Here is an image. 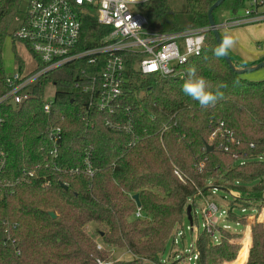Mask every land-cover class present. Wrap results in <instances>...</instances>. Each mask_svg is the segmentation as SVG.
<instances>
[{"label": "trees", "instance_id": "trees-1", "mask_svg": "<svg viewBox=\"0 0 264 264\" xmlns=\"http://www.w3.org/2000/svg\"><path fill=\"white\" fill-rule=\"evenodd\" d=\"M21 1L0 0V98L7 92L1 47L7 36L16 41L11 29ZM216 1L184 0L183 9L174 10L167 0H148L140 12L150 30L174 32L207 27V12ZM228 1L213 11L216 24L215 13ZM231 2L233 14L243 8L244 0ZM109 31L94 17L83 16L77 50L98 46ZM205 41L202 54L182 67L181 79L143 77L129 60L127 91L114 114L87 113L88 95L74 90L81 70H95L84 60L43 75L34 90L36 97L20 109L0 103V264H97L96 259L109 264H161L160 254L186 217L188 199L198 191L207 196L210 187L238 191L242 201L235 203L260 212L264 162L253 157L264 155V80L248 81L223 56L216 57L213 49L218 45L211 31ZM193 68L196 76L209 82V90L223 94L215 106L201 107L183 93ZM49 83L57 90L45 114L43 95ZM56 128L60 133L53 157L49 134ZM221 130L231 131L239 141L230 144L227 153L219 147L225 138L211 137ZM86 161L92 176L84 172ZM134 195L143 214L140 219L134 218ZM48 212H54L56 219ZM191 216L193 223L192 212ZM227 216L236 219L230 211ZM245 219L238 221L246 224ZM263 220L264 209L248 219L256 222L251 248L249 227L243 236L217 228L216 241L202 230L195 241L197 264H234L245 245L242 264L246 259V264H264ZM88 224L96 227L104 245L126 249L131 259L108 261L87 233ZM238 237L242 247L230 261L238 249L230 240Z\"/></svg>", "mask_w": 264, "mask_h": 264}, {"label": "built area", "instance_id": "built-area-1", "mask_svg": "<svg viewBox=\"0 0 264 264\" xmlns=\"http://www.w3.org/2000/svg\"><path fill=\"white\" fill-rule=\"evenodd\" d=\"M24 1L26 5L24 17L20 21L14 18L15 22H19V26L13 29L12 37L24 45L31 56L30 62L26 65L25 61L18 58L19 65L12 74L6 77L7 92L0 98V103L5 102L16 110L36 97L34 90L43 75L77 60H84L95 70L89 73L81 70L79 76L76 77L74 90L88 95L87 113L96 111L114 114L122 107L121 99L127 91L129 60L132 69L140 72L143 77L181 79L184 77L182 67L202 54L206 43L205 35L210 31L209 26L186 28L174 32L152 31L149 29L147 18L140 12V6L148 0ZM85 15L94 17L99 25L110 31L102 38L98 46L77 50L81 35V18ZM261 22H264V0H247L241 16L223 21L217 27L220 32L223 29L230 30ZM33 64L34 68H32ZM52 103L53 101L43 102L42 110L45 114L50 112ZM125 111L128 112V109ZM82 120L86 125H90L87 117H82ZM219 127H222V123H219ZM126 128L131 130V126ZM59 133L60 129L56 128L49 134V139L54 145L50 153L53 157L57 156L56 145ZM216 135L225 138V142L219 146L225 153L229 151L230 144L239 145V141L229 130H221L220 133L213 131L211 137ZM232 157L238 159L235 153ZM253 158L264 162V155ZM239 163L244 164L245 160L240 159ZM202 167L203 163H200L198 170L201 171ZM84 172L89 176L93 174L88 161H86ZM174 174L180 177L176 170ZM28 175L31 177L33 173L30 172ZM209 191L210 193L205 197L198 191L196 195L188 199L187 206L191 207L192 215H195L194 210L198 205L204 208L203 230L216 241L217 237L213 235L214 225L211 219L217 213L220 217L226 216L228 210L222 209V206L214 200L215 193L220 189L210 187ZM226 191L233 197V200H240L238 193H232L233 190L229 189ZM250 209L256 212L254 206ZM245 212L246 208L241 206V213ZM258 214L256 212L254 215L258 216ZM134 218H143L139 207L135 211ZM248 219L249 217L246 216V224ZM247 227L245 226V229ZM180 228L176 229L174 236L183 237ZM173 244H177V238L173 239ZM96 248L101 250L102 246L97 244ZM198 258L199 254L194 242L192 248L182 259L188 264H197ZM96 263L109 264L99 259H96Z\"/></svg>", "mask_w": 264, "mask_h": 264}, {"label": "rangeland", "instance_id": "rangeland-1", "mask_svg": "<svg viewBox=\"0 0 264 264\" xmlns=\"http://www.w3.org/2000/svg\"><path fill=\"white\" fill-rule=\"evenodd\" d=\"M231 1L232 0H229L223 7H221L215 13V19L216 20H219V17L221 15H223V17L224 16L226 17L232 13V11L229 10L231 3H232ZM167 2L169 4V6L174 10H182L184 7V0H167ZM229 2H231V3H229ZM246 4H247V0H244L243 8L240 7L237 11L238 15H240L242 13ZM25 9H26L25 1L22 0L20 3L19 12L15 16V18H17L19 21L22 20L24 17ZM18 26H19V22L13 21L11 31L13 29H16ZM260 29H259V31H261ZM225 31H227V30L223 29L222 32H225ZM260 33L263 34L264 29ZM259 49L264 50V37H261V39L259 40ZM30 57H31L30 54L26 51V49L24 48V45L21 42H18V41L12 42V40L9 36H7L4 39V41L2 43V47H1V61H2L4 72L7 76L12 74L15 71V69L17 68V66L19 65V61H18L19 59L18 58H21L22 61H25L26 65H27V63L30 62ZM262 62H264V61H262ZM32 68H34V64L32 65ZM28 69H30V68H28ZM248 76L256 78V79H258V81L264 80V67L260 69L259 75H248ZM56 90H57V87L54 86L53 84L49 83L48 85H46L45 90H44V95H43L44 102H46V103L52 102L54 99V94H55ZM233 192L238 193L239 197L241 199L240 192L235 191V190H233L232 193ZM223 197H225L224 200H223ZM258 197L264 198V192H262L260 194V196L258 194ZM214 200L216 201L217 204L219 203L218 205L222 206V209L228 210L236 216V219L234 220V219L228 217L227 215L226 216L224 215L222 217H220L218 215V213L216 215H214L213 218L211 219V223L214 225V229H213L214 237L218 238L217 228H222V229H225V230L230 231V232L242 233L241 234L242 236H243V233L248 232L249 229L251 232V228L256 222L243 224V223L239 222L238 219H240L241 217L245 218L246 216H248V217L254 216V214L256 213L255 211H252L250 208H246V212L241 213V206L235 204L233 197L231 195H229V193L227 191H221V190L217 191L215 193ZM240 201H242V199ZM263 206H264V204H263ZM263 209H264V207L261 208L260 211H262ZM203 211H204V208H202L201 205H198L195 208V210H194L195 215H193L192 227L190 226L189 222L187 221V219L185 217V219L181 225V228H180V232L183 233V237L173 235L169 239V241L167 242V244L165 246L163 253L160 254V256H159L161 264H169V263H174V262H181L179 264H188L186 261L183 262L184 259H182V257H185L186 253H188L190 248H192V245L195 242L194 239H195L196 235L198 233H201L203 230V226L205 225V220L203 218ZM245 226H248L249 229H248V227L245 229ZM191 228H192V230H191ZM85 229H86L87 233L95 240V242L102 246V249L98 250V251H104V253L107 254L108 261L112 262V261H117V260H128L129 259L128 258L129 257L128 252L126 249H121L119 247L118 248L117 247H109V246L104 245L100 239V236L96 232V227L94 225L88 224V225H86ZM241 237L230 240L231 243H235L238 246V249L235 248L236 253H235L234 257L232 258V260L239 253L240 243L238 242V239L239 238L241 239ZM174 238H177V244L176 245L173 244ZM251 238L252 239H251L250 248L252 246V240H253L252 232H251ZM246 247H247V245H245L243 247V249L241 250L240 254H238L237 261L234 264H242L243 263V261H244L243 257L245 255V253L247 252ZM250 248H249V250H250ZM248 253H249V251H248ZM226 262H229V261H226ZM226 262H223L222 264H224ZM174 264H177V263H174Z\"/></svg>", "mask_w": 264, "mask_h": 264}, {"label": "crops", "instance_id": "crops-1", "mask_svg": "<svg viewBox=\"0 0 264 264\" xmlns=\"http://www.w3.org/2000/svg\"><path fill=\"white\" fill-rule=\"evenodd\" d=\"M241 15L242 13L238 15L236 12L235 14L231 13L230 15L226 17L225 16L223 17V15H221L219 17V20H216V19L215 20L219 24V23H222L223 21H226L233 17L241 16ZM262 28L264 29V22L247 24L244 26L232 28L225 32H222V31L219 32L222 39L226 34H228V35H231L235 41L234 46L229 48L227 51L229 55L228 57L234 65L238 66L241 64H247L250 66L249 68H253L260 62L264 61V50L259 49V40L261 39V37H264V33L263 34L260 33L261 31H263ZM259 29L261 31H259ZM239 67L235 69L236 70L245 69V68L239 69ZM259 71L260 69H257L253 72L243 74L242 78L248 81H258V79L249 77L248 75H259ZM261 213L262 211L259 212V214ZM241 247L242 245L240 243L239 249H241ZM128 256H129L128 260H130L131 256L129 254ZM230 261H232V259ZM246 262H247V259L245 261V264Z\"/></svg>", "mask_w": 264, "mask_h": 264}, {"label": "clouds", "instance_id": "clouds-1", "mask_svg": "<svg viewBox=\"0 0 264 264\" xmlns=\"http://www.w3.org/2000/svg\"><path fill=\"white\" fill-rule=\"evenodd\" d=\"M234 44L233 37L226 34L221 43L213 49V54L216 57H222L226 55L228 49L233 47ZM182 91L204 108L215 106L217 101L223 97V94L218 90L216 92L209 90V82L203 77L196 76L194 68L189 69L187 78L182 85Z\"/></svg>", "mask_w": 264, "mask_h": 264}, {"label": "water", "instance_id": "water-1", "mask_svg": "<svg viewBox=\"0 0 264 264\" xmlns=\"http://www.w3.org/2000/svg\"><path fill=\"white\" fill-rule=\"evenodd\" d=\"M225 0H217L210 8H209V10H208V12H207V19H208V26H209V28H210V31L212 32V34L214 35V37H215V39H216V42H217V45H219L220 43H221V36H220V33H219V31H218V24H216L215 23V21H214V17H213V11L215 10V9H217L223 2H224ZM223 58H224V60L226 61V63L228 64V66L232 69V70H234V71H236L238 74H240V75H243V74H246V73H249V72H253V71H255V70H257V69H261V68H263L264 67V62H260L259 64H257L255 67H253V68H245V69H242V70H236L234 67H233V65H232V63H231V61H230V59H229V57H228V55L226 54V55H224L223 56ZM212 150V148L211 147H207V151H211ZM63 187L65 188V189H67V187L65 186V185H63ZM133 200L135 201V203H136V206L137 207H140V203H139V200H138V196L137 195H134L133 196ZM48 214V216L51 218V219H56V215H55V213L54 212H48L47 213ZM185 214H186V219H187V221L189 222V224L190 225H192V216H191V207L190 206H187V208H186V210H185Z\"/></svg>", "mask_w": 264, "mask_h": 264}]
</instances>
